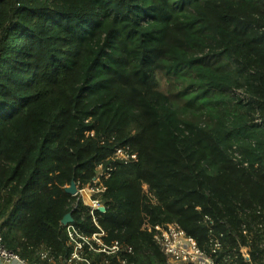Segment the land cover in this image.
Wrapping results in <instances>:
<instances>
[{
    "label": "trees",
    "instance_id": "16d2710c",
    "mask_svg": "<svg viewBox=\"0 0 264 264\" xmlns=\"http://www.w3.org/2000/svg\"><path fill=\"white\" fill-rule=\"evenodd\" d=\"M13 3L0 0V42ZM263 41L264 0H24L0 56L4 245L28 264H66L62 220L71 211L91 235L93 210L135 264H190L170 262L145 225L175 223L204 247L203 216L223 229L239 213L259 220L257 165L221 137L245 133L231 102L248 123L264 115ZM121 148L129 161L113 159ZM100 172L106 209L74 206L63 186Z\"/></svg>",
    "mask_w": 264,
    "mask_h": 264
},
{
    "label": "built area",
    "instance_id": "2783aa9c",
    "mask_svg": "<svg viewBox=\"0 0 264 264\" xmlns=\"http://www.w3.org/2000/svg\"><path fill=\"white\" fill-rule=\"evenodd\" d=\"M261 46H264V41L258 45L256 55L258 67L264 73V55L260 52ZM236 93L242 99V102L246 103L249 100V95L243 90H237ZM229 107L232 112L244 117L242 130L246 132V129L250 128L253 131H257L252 147L254 153L249 157V160L243 159V156L240 155L237 142H234L232 147L235 158L246 165L255 163L258 168V178L264 182V115L257 112L255 117L248 123L249 115L245 109L240 108L235 102H231ZM247 123L249 125H245ZM230 131L239 134L233 128ZM113 159L129 161L130 154L121 148L113 154ZM63 188L69 193L68 189L72 188V182L66 183ZM75 189L76 192L74 194L69 193L77 200L76 202L74 201V206H77L79 201L83 200L92 209H106V203L98 198L107 190L102 172L96 174L95 177L83 176L79 181H75ZM63 197V193L59 196L53 195L52 200L61 202ZM70 213L72 214L71 211ZM249 215V212H247V215L239 213V224L236 228L227 224V229H223L207 216L201 217V221L207 226L209 232L208 242L204 247H200L195 239L188 236L175 223H147L145 229L170 262L185 261L190 264H264V216L259 220H255ZM92 216L93 223L98 230L91 235H88L81 226L75 223L73 214L74 220L65 224L67 232L66 246L71 252L66 264H104L97 260L99 257L116 259L118 260L117 264H135L133 262L132 249L124 247L117 239L110 237L108 231L101 226L99 217L93 210ZM43 256L47 257L46 254ZM15 262L26 264L23 257L4 245L3 237L0 233V264H13Z\"/></svg>",
    "mask_w": 264,
    "mask_h": 264
},
{
    "label": "rangeland",
    "instance_id": "374dc122",
    "mask_svg": "<svg viewBox=\"0 0 264 264\" xmlns=\"http://www.w3.org/2000/svg\"><path fill=\"white\" fill-rule=\"evenodd\" d=\"M23 2H24V0H23ZM23 2L19 6V10H20ZM14 4H15V0H14L13 5ZM15 10H16V4L14 6L13 13H14ZM14 15H15V13H14ZM18 19H19V17H18ZM17 20H16V22H17ZM16 22H15V27H16ZM15 27H14V30H15ZM5 31H6V28L3 30V34H2V38H1V42H0V45H1V43L4 42V46L2 48L0 47L1 48V51L3 50V48L6 45H8L9 40H7V39H10V37L13 34V32L6 33ZM4 35L5 36L8 35V37L7 38H4V41H3L2 39H3ZM260 52H261V54L264 55V46H261ZM256 132H257L256 130L253 131V129H250L249 128V129H246V132L243 135L240 136L239 134H236L235 132L230 131V134L229 135L222 136L221 137V140H222L223 144H225L226 146H229V139H230V137L231 136H236L238 138V141H237L238 145L237 146H238V149H240V155L243 156V159L249 160V157L252 155V153H254V150H253L252 147H253V140H254V137H255ZM87 176L88 177H91V175H87ZM76 201L77 200H75V202Z\"/></svg>",
    "mask_w": 264,
    "mask_h": 264
},
{
    "label": "bare ground",
    "instance_id": "6f19581e",
    "mask_svg": "<svg viewBox=\"0 0 264 264\" xmlns=\"http://www.w3.org/2000/svg\"><path fill=\"white\" fill-rule=\"evenodd\" d=\"M23 2V0H15V4H16V10L14 11V13H15V15L13 14V18H12V20L9 22V24L6 26V33H10V32H14V27H15V22H16V20L18 19V17H19V6L21 5V3ZM5 33V34H6ZM8 37V35H4V37H3V41H4V38H7ZM11 38V37H10ZM7 40H10V39H7ZM2 41V42H3ZM2 45V46H1ZM1 45H0V47L2 48L3 46H4V42L3 43H1ZM1 48H0V55H1V53H2V51H1Z\"/></svg>",
    "mask_w": 264,
    "mask_h": 264
},
{
    "label": "water",
    "instance_id": "95a60500",
    "mask_svg": "<svg viewBox=\"0 0 264 264\" xmlns=\"http://www.w3.org/2000/svg\"><path fill=\"white\" fill-rule=\"evenodd\" d=\"M15 6V4L13 5V7ZM14 14V13H13ZM19 15H20V10H19ZM13 18V15H12ZM12 20V19H11ZM4 49V48H3ZM3 51V50H2ZM1 56V55H0ZM69 193L74 194L76 192L75 189V181H72V188L68 189ZM71 220H74L72 217V214L70 212H68L65 217L62 220L63 224H67L69 223Z\"/></svg>",
    "mask_w": 264,
    "mask_h": 264
},
{
    "label": "crops",
    "instance_id": "0c3cea01",
    "mask_svg": "<svg viewBox=\"0 0 264 264\" xmlns=\"http://www.w3.org/2000/svg\"><path fill=\"white\" fill-rule=\"evenodd\" d=\"M25 261H26V259H25ZM13 264H21L20 262H15V263H13ZM26 264H28L27 262H26Z\"/></svg>",
    "mask_w": 264,
    "mask_h": 264
}]
</instances>
